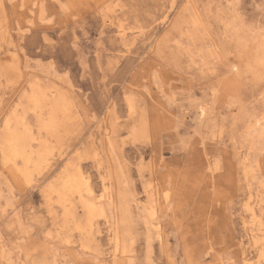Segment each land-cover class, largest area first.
Wrapping results in <instances>:
<instances>
[{
	"label": "rangeland",
	"instance_id": "obj_1",
	"mask_svg": "<svg viewBox=\"0 0 264 264\" xmlns=\"http://www.w3.org/2000/svg\"><path fill=\"white\" fill-rule=\"evenodd\" d=\"M0 264H264V0H0Z\"/></svg>",
	"mask_w": 264,
	"mask_h": 264
},
{
	"label": "bare ground",
	"instance_id": "obj_2",
	"mask_svg": "<svg viewBox=\"0 0 264 264\" xmlns=\"http://www.w3.org/2000/svg\"><path fill=\"white\" fill-rule=\"evenodd\" d=\"M260 18V17H259ZM258 22V21H257ZM49 95V94H48ZM39 103V102H38ZM52 121V120H51ZM44 124H45V122H44ZM54 129V128H53ZM196 130V129H195ZM53 131V130H52ZM54 135V134H53ZM48 137V136H47ZM46 141V140H45ZM49 151V150H48ZM18 155V154H17ZM46 156V155H45ZM26 163V162H25ZM26 165V164H25ZM20 171V170H19ZM77 189V188H76ZM93 212V211H92ZM91 212V213H92ZM93 216H95V215H93ZM91 220V219H90Z\"/></svg>",
	"mask_w": 264,
	"mask_h": 264
}]
</instances>
